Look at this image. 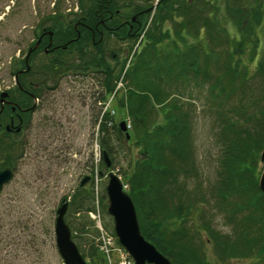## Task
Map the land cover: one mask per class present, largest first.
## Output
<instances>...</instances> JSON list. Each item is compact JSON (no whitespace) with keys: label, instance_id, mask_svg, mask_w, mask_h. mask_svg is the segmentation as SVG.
<instances>
[{"label":"trees","instance_id":"trees-1","mask_svg":"<svg viewBox=\"0 0 264 264\" xmlns=\"http://www.w3.org/2000/svg\"><path fill=\"white\" fill-rule=\"evenodd\" d=\"M78 1L81 12L75 18L65 20L57 9L44 18V21L51 22L54 43L64 44L66 49H59L54 53V58L50 54H43L46 59H50L47 62L41 58L34 60L36 53H33L29 73H36L34 79L42 84L33 88L34 96L41 97L47 83L52 82L54 87L59 77L74 72L82 75L100 74V98L105 99L106 93L115 91L116 80L123 75L126 86L119 104L127 110L131 118L130 137L135 139L140 151V157L136 159L133 171L124 184L127 185L126 190L135 204L141 232L173 264H212L199 248L191 244L185 236V228L179 229L175 235L173 232L171 238L165 222L172 218L187 219L193 209L200 207L196 201L202 200L203 193L188 192L182 196L185 193L183 184H178L181 172L187 171L188 164L192 162L193 139L192 114L188 108H184L186 103L180 98L185 90L181 89L182 85L191 86L192 91L193 84L200 87L210 83L208 94L212 99L209 98V105L211 108H219L216 110L221 122L219 135L225 145L221 159L222 177L214 190L221 196L219 203L222 205L227 203L228 196L233 195V212L240 214L239 218H235V240L223 236L217 247L222 256L230 254L238 259L252 258L255 259V264H264V194L258 187V158L264 149V105L257 106L255 100H244L242 84L247 68L241 61H234L235 55L243 53L249 43L254 45L255 51L257 33L247 29L248 31L241 32L240 39H231L226 30L218 25L215 17L208 14L211 10L207 11L205 5L210 4L209 0H160L147 28L148 15L151 13L148 8L152 7L151 4L146 7L137 3L133 5L135 12L127 15L121 12L123 1L126 2L125 6L129 5L127 0ZM232 1L236 6L230 7L231 13L244 12L237 6L244 0ZM93 7L99 8L108 17L107 25L111 27L109 30H102V33L96 32L94 39L87 28V25H93L90 16ZM211 7L218 9L212 3ZM252 15L256 21L260 20L262 9L256 7ZM134 17L136 21H132L131 18ZM176 17L181 20L177 21ZM166 21L175 23L173 30L165 27ZM203 27L207 28L210 43L219 41L227 46L233 43V50L228 46L229 49L224 47L218 51L206 45L202 41L205 38H200V29ZM254 28L255 26L253 30L256 31ZM141 33L144 34L142 45L133 53L128 65L127 58L124 61L119 59L120 48L107 53L109 37L130 43L129 48L132 49V43ZM102 34L104 36L101 38ZM191 35H197V41H190ZM222 57L224 60L219 64ZM114 60L119 66L118 74L115 73L116 65L111 62ZM213 66L218 69L213 71ZM263 68L264 58L259 61L258 67L262 74ZM31 102H34V97ZM251 107L257 111L252 112ZM220 108L223 110L220 111ZM112 121L111 111L106 109L98 114L94 126H97V133L100 135L98 142L102 152L108 154L112 169H116L113 146L109 138H106V133L110 127L124 137L126 134L116 123L109 126ZM10 135L5 129H0V155L5 158L2 166L12 167L14 161L23 153L24 142L18 139L19 133L10 143L1 142L4 138L10 139ZM10 150L14 155L12 158ZM101 165V169L97 170L103 174L108 171L103 156ZM95 167L97 166H92L93 169ZM117 173L126 174L119 169ZM93 177L90 176L93 181L91 188L80 184L72 194L70 204L75 212L95 211L92 203ZM204 226L210 231V240L217 236L220 239L206 221ZM77 228L82 229L83 224Z\"/></svg>","mask_w":264,"mask_h":264},{"label":"rangeland","instance_id":"rangeland-1","mask_svg":"<svg viewBox=\"0 0 264 264\" xmlns=\"http://www.w3.org/2000/svg\"><path fill=\"white\" fill-rule=\"evenodd\" d=\"M159 1L127 0L129 5L126 6V2L123 1L121 12L132 15L135 12L133 5L139 3L149 7L151 4L152 7L148 8L151 9V13L148 15L147 28ZM78 2V0H0V87L3 88L6 82L3 78L6 80L9 78L10 57L14 59L15 70L24 67L23 57L30 46L34 48L39 34L38 29L44 26L50 29L51 22L44 21L45 16L57 9L61 11L65 20L73 19L81 12ZM209 2L210 4L205 5L207 11L211 10L208 14L212 18L215 17L218 25L226 30L231 39H240L241 32L247 29L257 33L255 51L254 45L249 43L243 53L235 55L234 61H241L247 68L246 78L242 84L244 100H255L257 106L264 105V74L258 70L259 61L264 58V0L241 1L237 6L244 12L238 13H231L230 7L236 6L232 0ZM211 3L217 5L218 9L214 10ZM258 6L262 9L263 15L256 21L252 13ZM176 18L177 21L181 20L180 17ZM164 25L173 30L175 23L166 21ZM253 26L256 31L253 30ZM143 35L141 33L132 43V49L129 48L130 43L109 37L107 53L109 50L120 48L119 59L124 61L127 58L128 65L133 53L140 49ZM106 36L105 34V38ZM196 37L198 36H189L190 41H197ZM202 37L205 38L202 41L206 45L218 51L228 46L233 50V43L228 46L219 41L210 43L206 27L200 29V38ZM40 54L38 58L43 55L42 52ZM107 58L111 60L109 56ZM222 59L224 60L223 57L220 58L219 64L222 63ZM111 62L116 65L115 60ZM115 67V73L118 74L119 66ZM215 69L218 67L213 66L212 70ZM100 77L101 75L96 73L82 75L69 72L56 88H48L52 87L53 83H47V89L38 100L40 103L38 109L32 114L29 125L18 136V139L24 142L23 153L11 167L13 169L11 179L0 190V264H64L56 246L54 231L57 209L63 202H69L65 221L69 224L72 235L74 234L73 240L80 252L85 255L83 257L88 264H123V260L127 261L126 264H132L128 261L133 259L127 257L126 252L118 248V244H113L109 252L99 247L104 234L106 232L112 234L114 222L107 211L108 171H104L103 174L98 172L102 166L103 154L98 142L100 135L94 122L99 113L109 109L113 116L109 126L113 123L119 125L124 121L128 124L129 135L132 131L131 118L127 110L119 104L126 86L122 79L123 75L116 80L115 91L106 93L105 99L100 98ZM209 85L210 83H205L203 86L195 87L193 84L192 91L191 86H181V89L185 90L182 91L183 97L180 99L186 103L184 108H188L192 114L193 139L192 162L188 164L187 171L181 172L178 184H183L185 193L183 192L182 196L197 191H201L203 196L202 200L196 201L200 207L193 209L187 219L172 218L165 221L168 235L172 238L173 232L175 235L179 229L185 228V236L212 264H255V259L252 258L238 259L230 254L222 256L217 247L223 236L235 240L237 237L235 218H239L240 214L233 212L235 210L233 195L228 196L227 203L222 205L219 203L221 196L214 190L222 177L221 159L225 145L219 135L221 122L216 111L219 108L216 106L211 108L209 105V98L212 99L208 94ZM222 110L220 108V111ZM251 111L257 110L251 107ZM122 132L125 133L123 130ZM106 138H109L113 146L116 163L114 171L117 172L118 169L125 171L127 175L119 176L126 181L133 171L136 159L140 157L139 146L134 138L124 137L110 127ZM11 140L12 138H4L1 142L10 143ZM9 154L11 158L14 156L11 150ZM258 159L260 177L264 169L260 153ZM4 160L5 158L0 155V165ZM93 165L97 167L93 169ZM90 176H94L92 203L95 211L75 212L70 204V198L85 178L87 179L83 186L91 188L93 181ZM205 221L212 229L214 228L220 239L218 236L209 239L210 231L204 226ZM82 224V229L77 228Z\"/></svg>","mask_w":264,"mask_h":264},{"label":"water","instance_id":"water-1","mask_svg":"<svg viewBox=\"0 0 264 264\" xmlns=\"http://www.w3.org/2000/svg\"><path fill=\"white\" fill-rule=\"evenodd\" d=\"M37 45L38 42L35 47ZM119 127L129 138L130 135L124 121L119 123ZM7 129H10L9 125H7ZM16 129H20V125ZM103 156L109 169L106 185L107 211L112 216L114 232L119 242L133 257L134 264H173L167 256L142 234L135 204L126 188L124 189V184L119 174L111 169V160L107 153L103 152ZM260 160L264 162V149L260 152ZM12 175L13 171L10 167L0 169V190L11 179ZM86 179L82 181V184L85 183ZM258 186L264 194V169L260 174ZM68 207L69 203L63 202L57 209L54 225L56 246L64 264H88L72 239L70 226L65 221Z\"/></svg>","mask_w":264,"mask_h":264},{"label":"flooded vegetation","instance_id":"flooded-vegetation-1","mask_svg":"<svg viewBox=\"0 0 264 264\" xmlns=\"http://www.w3.org/2000/svg\"><path fill=\"white\" fill-rule=\"evenodd\" d=\"M90 16L93 25H87V28L91 31L93 39L96 32L102 33V30L111 29V27L107 25L108 17L105 16V14L101 12L99 8L93 7ZM109 18H111V14L109 15ZM132 19V21H136V17ZM77 29L78 25L76 24L75 30L77 31ZM37 32L39 34H37L35 43L37 44L38 42V45L36 47L34 45V48L31 46L29 47L26 55L23 57L24 67L21 66L19 69L15 70L14 59L13 57H10L8 61L10 64V69L8 70L9 78L8 80L3 78V80L6 82H4L3 88L0 87V129H5L6 132H9L11 134L10 139H14L18 133H22V130H24L29 125L32 114L38 109L40 105L38 102L40 97L34 96V89L35 87L37 88L42 85L41 81L34 79V77L37 75L36 73H29L31 69L30 60L33 53H36L34 60L38 58L37 56L41 55V52L45 55L50 54V56H53L54 58L56 57L54 53H56L59 49H66V45L64 44L54 43L53 30L47 29L44 26L40 27ZM103 36L104 34L101 35V38ZM45 55H42L40 58L42 61L47 62V60L50 59H46ZM65 75H68V73L59 77L58 83L51 88L53 89L59 86L60 80ZM46 89L47 87H44V90ZM33 97L34 102L32 103L31 98ZM7 125L10 126V129H7ZM18 125H20V129L17 130L16 127ZM5 167L9 166L0 165V169Z\"/></svg>","mask_w":264,"mask_h":264},{"label":"built area","instance_id":"built-area-1","mask_svg":"<svg viewBox=\"0 0 264 264\" xmlns=\"http://www.w3.org/2000/svg\"><path fill=\"white\" fill-rule=\"evenodd\" d=\"M105 232V231H104ZM104 234V233H103ZM105 236H103V239L100 240V245L99 247L106 249L107 252H109V248L111 249L112 245L116 244V241L114 239V237L112 235L107 234V232L104 234ZM117 245V244H116ZM117 247V246H116ZM119 249H121L120 247H118ZM127 257H129V255L127 254ZM130 258V257H129ZM131 259V258H130ZM127 261L123 260V264H126ZM131 262L133 264V261H128ZM121 263V262H120Z\"/></svg>","mask_w":264,"mask_h":264}]
</instances>
